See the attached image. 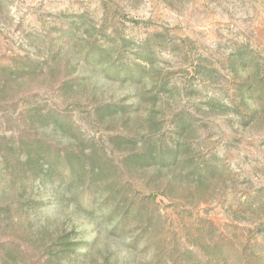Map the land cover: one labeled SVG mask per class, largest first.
Instances as JSON below:
<instances>
[{
    "label": "rangeland",
    "instance_id": "374dc122",
    "mask_svg": "<svg viewBox=\"0 0 264 264\" xmlns=\"http://www.w3.org/2000/svg\"><path fill=\"white\" fill-rule=\"evenodd\" d=\"M0 264H264V0H0Z\"/></svg>",
    "mask_w": 264,
    "mask_h": 264
}]
</instances>
